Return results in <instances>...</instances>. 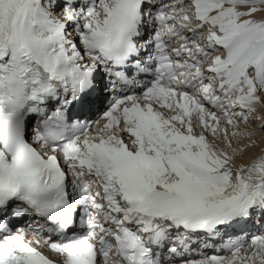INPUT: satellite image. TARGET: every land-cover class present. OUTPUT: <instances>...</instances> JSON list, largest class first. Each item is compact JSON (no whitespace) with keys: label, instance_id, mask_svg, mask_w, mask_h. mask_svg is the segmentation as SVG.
Instances as JSON below:
<instances>
[{"label":"snow or ice","instance_id":"snow-or-ice-1","mask_svg":"<svg viewBox=\"0 0 264 264\" xmlns=\"http://www.w3.org/2000/svg\"><path fill=\"white\" fill-rule=\"evenodd\" d=\"M0 264H264V0H0Z\"/></svg>","mask_w":264,"mask_h":264}]
</instances>
